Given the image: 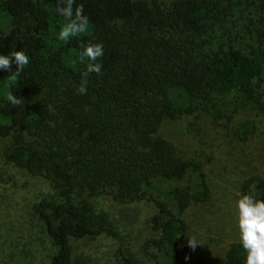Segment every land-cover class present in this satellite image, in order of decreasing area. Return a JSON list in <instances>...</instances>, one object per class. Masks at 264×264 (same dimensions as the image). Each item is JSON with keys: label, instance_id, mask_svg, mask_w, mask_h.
Masks as SVG:
<instances>
[{"label": "trees", "instance_id": "trees-1", "mask_svg": "<svg viewBox=\"0 0 264 264\" xmlns=\"http://www.w3.org/2000/svg\"><path fill=\"white\" fill-rule=\"evenodd\" d=\"M57 4L0 0V54L23 50L30 58L15 80L0 70L3 157L56 191L57 198L35 205L56 248L46 264H72V240L116 237L85 198L101 194L120 204L153 200L155 235L145 246L155 264L189 261L183 213L211 191L201 162L182 157L160 127L200 113L264 115V0H76L89 29L67 42L57 39L66 23ZM89 42L104 46L102 75L90 74L87 94L79 95L88 63L79 56ZM9 93L24 106H12ZM256 129L246 117L235 134L246 140ZM253 184L264 200L261 175L245 177L241 195ZM245 259L240 242H233L225 264Z\"/></svg>", "mask_w": 264, "mask_h": 264}, {"label": "rangeland", "instance_id": "rangeland-1", "mask_svg": "<svg viewBox=\"0 0 264 264\" xmlns=\"http://www.w3.org/2000/svg\"><path fill=\"white\" fill-rule=\"evenodd\" d=\"M246 117L255 121L257 129L241 140L235 128ZM159 132L182 157L201 162L211 191L206 202L191 204L183 213L187 224L183 241L194 238L199 244L193 257L179 264H225L229 246L239 241L240 183L250 175L264 177V115L241 109L222 112L220 118L207 113L186 115L163 121ZM7 146L8 140L0 138V264H46L56 248L35 205L42 198H57L56 191L47 179L8 163L3 157ZM153 195L164 197L157 191ZM85 198L96 220L111 223L117 235L72 240V264H155L152 249L145 246L155 235L150 222L157 210L153 200L120 204L109 194Z\"/></svg>", "mask_w": 264, "mask_h": 264}, {"label": "clouds", "instance_id": "clouds-1", "mask_svg": "<svg viewBox=\"0 0 264 264\" xmlns=\"http://www.w3.org/2000/svg\"><path fill=\"white\" fill-rule=\"evenodd\" d=\"M76 0H58L56 12L66 23L60 29L57 39L70 41L86 33L89 29V17L84 13L83 5L75 6ZM104 56L102 43H87L80 53L81 63L88 61L86 69L81 73V82L76 89L77 94L86 95L89 76L95 73L102 75V63L98 62ZM30 58L21 51H12L9 55L0 54V70L11 73L10 79L15 80L29 65ZM13 63L16 66L12 72ZM8 102L14 106H24V99L9 93ZM256 185H250L249 193L242 194L236 202L238 210L237 225L239 242L246 253L245 264H264V200L256 197ZM188 247L195 250L199 244L194 238L188 239Z\"/></svg>", "mask_w": 264, "mask_h": 264}]
</instances>
